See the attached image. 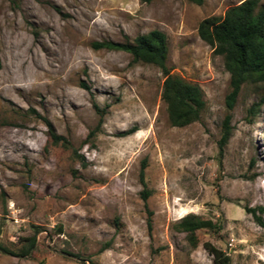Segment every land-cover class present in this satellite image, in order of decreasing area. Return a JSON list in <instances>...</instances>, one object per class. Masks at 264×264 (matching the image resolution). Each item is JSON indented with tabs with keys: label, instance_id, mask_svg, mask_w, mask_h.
Instances as JSON below:
<instances>
[{
	"label": "rangeland",
	"instance_id": "rangeland-1",
	"mask_svg": "<svg viewBox=\"0 0 264 264\" xmlns=\"http://www.w3.org/2000/svg\"><path fill=\"white\" fill-rule=\"evenodd\" d=\"M244 1L0 0V264H212L205 243L230 264H264V226L246 211L262 208L264 223V84L229 112L224 59L198 34ZM153 31L171 74L203 92L187 127L170 124L158 67L91 48ZM188 216L221 229L193 248L177 230Z\"/></svg>",
	"mask_w": 264,
	"mask_h": 264
},
{
	"label": "trees",
	"instance_id": "trees-1",
	"mask_svg": "<svg viewBox=\"0 0 264 264\" xmlns=\"http://www.w3.org/2000/svg\"><path fill=\"white\" fill-rule=\"evenodd\" d=\"M197 6H202L205 0H188ZM262 0H245L238 6L230 8L223 20H204L198 29L199 37L211 46L215 55L224 59L226 71L230 75L231 91L226 97V106L231 112L245 85L264 84V7ZM91 48L95 51L108 50L127 53L132 57V63H143L158 67L165 80L163 84L162 100L166 105L169 121L172 127L184 128L198 122L202 112L206 108L203 92L198 85L188 83L184 79L171 74L167 66L168 40L167 36L160 31H153L146 35H140L133 41L127 39L123 43L113 41L93 42ZM1 67V64H0ZM85 90L89 88L82 84ZM261 104H255L250 113L260 110ZM102 117L99 126L102 124ZM53 145L60 143L68 145V141L58 136L52 124L45 121ZM99 129V127H97ZM135 130L125 133L131 135ZM230 115L224 121V131L219 142L220 156H223L224 148L230 139ZM91 133V137L94 136ZM141 182H144V169L141 172ZM142 197L146 201L149 193L145 190ZM252 214L260 226H264L261 216L263 209H246ZM151 227V221H148ZM210 220H203L195 216H188L177 225L179 232L186 234L188 243L196 248L198 246L197 233L201 230L220 231ZM29 246L23 255H30L36 245V238L28 240ZM205 250L213 257L212 264H230L231 259L222 250L210 243L204 244Z\"/></svg>",
	"mask_w": 264,
	"mask_h": 264
}]
</instances>
